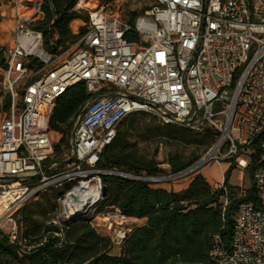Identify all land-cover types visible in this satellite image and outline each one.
<instances>
[{
	"label": "built area",
	"instance_id": "2783aa9c",
	"mask_svg": "<svg viewBox=\"0 0 264 264\" xmlns=\"http://www.w3.org/2000/svg\"><path fill=\"white\" fill-rule=\"evenodd\" d=\"M147 1L129 22L97 2L76 0L72 9L84 10L86 19L70 22L76 38L65 56L43 51L41 32L32 27L43 0L16 2L13 44L3 49L7 68H0V227L42 191L60 188L49 222L87 219L119 249L132 221L116 207L97 212L101 174L159 187L225 161L241 180L257 144L252 184L258 204L238 205L229 248L214 236L209 258L211 264H264V0ZM79 83L87 99L73 117L63 155L55 159L61 133L50 128L53 108ZM136 112L193 132L209 128L214 140L177 171L99 168V154L117 124ZM6 235L16 239L15 220Z\"/></svg>",
	"mask_w": 264,
	"mask_h": 264
},
{
	"label": "trees",
	"instance_id": "16d2710c",
	"mask_svg": "<svg viewBox=\"0 0 264 264\" xmlns=\"http://www.w3.org/2000/svg\"><path fill=\"white\" fill-rule=\"evenodd\" d=\"M75 2L43 0L42 16L32 27L41 32V48L46 53L57 54L75 40L70 22L75 18L86 19L85 14L72 9ZM140 12H131L127 21L131 22ZM0 68H7L3 49H0ZM86 99L85 87L79 83L69 87L55 102L50 128L61 133L54 145L57 158L63 155L73 117ZM138 115L145 113L128 114L117 124L114 138L99 154V168L131 174L164 171L153 159L138 155L135 144L127 139L125 131ZM157 128L168 139L202 150L215 137V132L209 128L193 132L160 123ZM258 154L259 148L255 144L252 160L246 168L251 185L242 191L228 183L233 164L225 170L221 187H211L197 172L188 185L177 192L150 187L143 181L115 174H101L105 187L99 204L101 212L116 207L128 218L147 219L126 235L118 254L111 253L109 238L98 233L87 219L68 224L62 222L61 226L50 223L49 219L58 208L56 199L63 189L42 191L14 214L17 230L14 241L0 232V264H211L209 251L214 245V236L224 248L230 246L233 217L238 205L242 202L258 204L252 184V168ZM198 157L199 154H192L182 159L175 154L167 158V163L171 171H177Z\"/></svg>",
	"mask_w": 264,
	"mask_h": 264
},
{
	"label": "rangeland",
	"instance_id": "374dc122",
	"mask_svg": "<svg viewBox=\"0 0 264 264\" xmlns=\"http://www.w3.org/2000/svg\"><path fill=\"white\" fill-rule=\"evenodd\" d=\"M90 2H94V0H90ZM103 5L105 11L110 13H116L123 19L127 20L131 12H140L142 9L148 6L147 0H100L96 4ZM80 14H85L84 10H80ZM13 43V32L8 31L5 33H0V49H4L9 47ZM71 45L69 44L63 50V56L69 53L71 49ZM5 79V74L0 71V89L2 90V81ZM145 113V112H144ZM159 122L156 117L149 113H145V115H138L131 126H128L125 134L127 139L135 144V151L138 155L142 156L146 159H153L157 162L159 168L163 170H168L169 165L167 163V158L174 156L175 154H179L182 159H187L192 154H202L205 150H202L200 147H196L193 145H184L182 143L175 142L171 139L166 138L161 134V131L157 126ZM124 130V128L122 129ZM61 137V136H60ZM57 156H55V159ZM222 164L218 165L217 163L208 164L203 167L202 172L203 175L209 179L211 182L219 181L222 178V171L220 166L222 165L223 169H227L230 165L227 162L222 161ZM227 166V167H226ZM201 173L200 171H198ZM197 172L188 174L182 178L169 182V184L173 185L175 189H184L189 183L190 179ZM231 173V171H230ZM202 174V173H201ZM230 175V174H229ZM239 174L237 170H234L232 176L230 178V182L234 184L238 188L239 191L244 190V188L250 187L251 178L247 172L244 170L241 176V180L238 179ZM240 185V186H239ZM100 210V207H98ZM100 210L99 213H101ZM11 214L9 217H5L1 227L0 232L7 233L14 222V217ZM91 214L90 216H92ZM95 225V220L92 221ZM96 226V225H95ZM132 228L136 226V224L131 225ZM16 227V225H15ZM118 249L111 250L112 253H116Z\"/></svg>",
	"mask_w": 264,
	"mask_h": 264
},
{
	"label": "crops",
	"instance_id": "0c3cea01",
	"mask_svg": "<svg viewBox=\"0 0 264 264\" xmlns=\"http://www.w3.org/2000/svg\"><path fill=\"white\" fill-rule=\"evenodd\" d=\"M17 1L18 0H0V15H1V17H0V33H5V32H8V31H13V28H14L15 22H16V8H15V4H16ZM217 164L220 165L222 163H217ZM220 169L223 172L222 173V178L219 181H213V182H211L209 179H207L203 175V172L201 171L202 175L205 177V179L207 180V182L213 188L220 187L221 184H222V182H223V177H224L225 169H223L222 165L220 166ZM233 171L234 170L232 169L231 170V173L229 175V178H228V183L230 185H234V184H232L230 182V178L232 176ZM159 187H162V188L166 189L167 191H173V192H177V191L182 190V189H175L173 187V185H171V184H169V185L168 184H164V185H161ZM131 221H132L131 222L132 225L133 224H136V226H139V225L144 224L147 221V219L146 218H139V219H137V218L132 219L131 218ZM98 233H99V231H98ZM113 249H118V248H112L111 250H113ZM111 253H112V251H111ZM118 253H119V249L117 250L116 253H112V254H118Z\"/></svg>",
	"mask_w": 264,
	"mask_h": 264
},
{
	"label": "water",
	"instance_id": "95a60500",
	"mask_svg": "<svg viewBox=\"0 0 264 264\" xmlns=\"http://www.w3.org/2000/svg\"><path fill=\"white\" fill-rule=\"evenodd\" d=\"M104 191H105V187L102 185L101 193H103ZM70 197L72 198V201H73L74 204H75L74 210H75L76 212H78L80 208H79V206L77 205L78 200H77L75 194H73V193L70 194Z\"/></svg>",
	"mask_w": 264,
	"mask_h": 264
},
{
	"label": "bare ground",
	"instance_id": "6f19581e",
	"mask_svg": "<svg viewBox=\"0 0 264 264\" xmlns=\"http://www.w3.org/2000/svg\"><path fill=\"white\" fill-rule=\"evenodd\" d=\"M81 1H82V0H81ZM87 1H90V0H87ZM99 1H100V0H94V2H99ZM93 5H95V4L93 3ZM1 212H3V211H2V209L0 208V213H1Z\"/></svg>",
	"mask_w": 264,
	"mask_h": 264
}]
</instances>
